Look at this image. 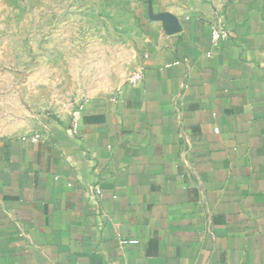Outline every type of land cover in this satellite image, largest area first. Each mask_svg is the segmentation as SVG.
<instances>
[{"label":"crops","instance_id":"obj_1","mask_svg":"<svg viewBox=\"0 0 264 264\" xmlns=\"http://www.w3.org/2000/svg\"><path fill=\"white\" fill-rule=\"evenodd\" d=\"M137 16L135 67L76 133L66 110L0 135V264H264V0Z\"/></svg>","mask_w":264,"mask_h":264},{"label":"rangeland","instance_id":"obj_2","mask_svg":"<svg viewBox=\"0 0 264 264\" xmlns=\"http://www.w3.org/2000/svg\"><path fill=\"white\" fill-rule=\"evenodd\" d=\"M146 0H0V135L111 94L137 62Z\"/></svg>","mask_w":264,"mask_h":264},{"label":"built area","instance_id":"obj_3","mask_svg":"<svg viewBox=\"0 0 264 264\" xmlns=\"http://www.w3.org/2000/svg\"><path fill=\"white\" fill-rule=\"evenodd\" d=\"M227 36H228V32L224 28V26L219 25V24L212 26V28H211V42L212 43L215 44L219 40L227 38ZM178 63H179V60H176V61L172 62L171 64H178ZM139 77H140V74H134L130 78V80L131 81H135ZM79 114H80V105H79V107H78L77 110H74L72 112V124H71V127L70 128H71V131L73 133H76L77 132V119L79 118ZM37 138H38V135H35L33 139H37ZM121 242L122 243H133L134 241L133 240H123Z\"/></svg>","mask_w":264,"mask_h":264}]
</instances>
